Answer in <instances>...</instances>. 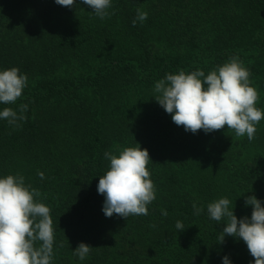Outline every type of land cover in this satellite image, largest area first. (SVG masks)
<instances>
[{
  "label": "trees",
  "instance_id": "trees-1",
  "mask_svg": "<svg viewBox=\"0 0 264 264\" xmlns=\"http://www.w3.org/2000/svg\"><path fill=\"white\" fill-rule=\"evenodd\" d=\"M137 9L148 17L133 26ZM91 12L80 0L71 9L0 0V71L28 77L14 104H0L18 115L28 106L25 120L0 119V178L22 175L50 208L52 264H254L243 240L219 244L226 218L210 219L207 205L227 198L250 219L245 198L264 202V119L252 141L227 126L186 132L154 100V85L236 56L264 111V0H112L105 19ZM137 144L149 152L156 198L148 215L107 218L97 192L104 153ZM81 242L93 248L83 261L73 255Z\"/></svg>",
  "mask_w": 264,
  "mask_h": 264
},
{
  "label": "clouds",
  "instance_id": "clouds-1",
  "mask_svg": "<svg viewBox=\"0 0 264 264\" xmlns=\"http://www.w3.org/2000/svg\"><path fill=\"white\" fill-rule=\"evenodd\" d=\"M80 2L102 20L110 15L108 9L112 0ZM55 3L71 9L76 0H55ZM147 17V12L137 9L133 26L138 21L143 23ZM250 75L239 58L233 56L207 75L202 70L167 74L155 83L154 90L159 95L154 100L171 115L172 122L182 126L186 132L196 134L203 130L207 134L227 126L237 138L246 135L252 141L256 125L264 119V111L256 107L259 94L250 86ZM27 81V75L21 74L16 67L0 71V104H14L21 97ZM27 107L26 104L19 106L20 115L11 107H5L0 111V119L14 125L18 120L26 119L23 113ZM104 156L110 164L106 173L99 177L97 192L104 196L102 211L105 217L111 218L115 214L127 220L130 216L148 215V205L156 196L147 168L151 161L147 149H141L137 144L136 147L124 148L118 155L105 152ZM39 175L43 178V173ZM40 195L31 185H25L22 175L0 178V264H52L53 220L50 208L34 199ZM262 205L264 202L255 196L245 198V206L252 208L250 219L247 216L238 219L227 198L207 205L210 219L221 222L226 218L219 233V244L224 243L225 236L243 240L254 264H264ZM192 207L196 215L203 211L195 203ZM162 215L167 216V211L162 210ZM175 227L178 232L184 230L180 221ZM92 249L81 242L73 255L83 261ZM222 264H230L227 256L223 257Z\"/></svg>",
  "mask_w": 264,
  "mask_h": 264
}]
</instances>
